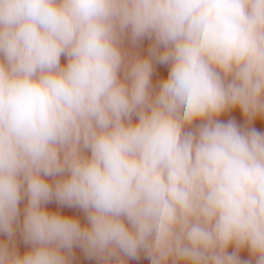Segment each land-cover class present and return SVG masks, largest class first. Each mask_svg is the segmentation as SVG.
<instances>
[{"label": "clouds", "instance_id": "obj_1", "mask_svg": "<svg viewBox=\"0 0 264 264\" xmlns=\"http://www.w3.org/2000/svg\"><path fill=\"white\" fill-rule=\"evenodd\" d=\"M257 118L264 0H0V264H264Z\"/></svg>", "mask_w": 264, "mask_h": 264}, {"label": "rangeland", "instance_id": "obj_2", "mask_svg": "<svg viewBox=\"0 0 264 264\" xmlns=\"http://www.w3.org/2000/svg\"><path fill=\"white\" fill-rule=\"evenodd\" d=\"M148 43L149 42L147 40H145L143 42V45H142V49L143 50L146 51V49L148 47ZM62 62H63V58H62ZM166 76H167V66L157 65L156 68H155V70H154L153 82L155 83L160 78H165ZM221 119L224 120V121H227L229 119H234L237 122L238 125H243L244 122H245L244 121V117H243L242 113L239 111V109H235V110H233V111L225 114L224 116L221 117ZM251 126L254 127V128H256L258 131L264 132V118H257L253 122V124ZM53 202H55V201H53ZM23 206H24V202L21 203V207H22L21 210L23 209ZM55 206H56V208H59L58 207V204L55 203L53 210H56ZM65 208H67V207H65ZM70 209L71 208H69L68 211L70 213H72L73 210H74V208H72V210H70ZM76 211L81 212L79 215L81 216L82 221L85 222V220H84V214L82 213V211L79 210V209H77ZM0 238H3V237H0ZM16 239H17V242L19 243V240H18L17 236L15 237V240ZM229 251L230 252L232 251L231 248L229 249ZM244 251H242V252H244ZM74 253H79V254L78 255L76 254V256H77L76 259L73 258V264H75L76 262H77L76 264H78V262H80L79 264H86L88 262H90L91 264H95V262L92 261V260H90L79 247L74 248ZM248 258H249V256H248ZM248 258H246L245 260H247ZM74 261H75V263H74ZM141 261H143V262H149L150 263V261L148 260V258L145 257L143 254H141V256H140V258L138 260L131 261L130 264H140Z\"/></svg>", "mask_w": 264, "mask_h": 264}, {"label": "bare ground", "instance_id": "obj_3", "mask_svg": "<svg viewBox=\"0 0 264 264\" xmlns=\"http://www.w3.org/2000/svg\"><path fill=\"white\" fill-rule=\"evenodd\" d=\"M54 204H55V202H52V203H50L49 205H48V207L50 208V209H52L53 210V208H54ZM58 207H60L59 205H58ZM22 208V207H21ZM55 208H56V206H55ZM57 209V208H56ZM69 209V208H68ZM68 209L67 208H60V210L63 212V213H65V214H67V215H75V216H78L80 219H81V216L79 215L81 212H78V211H76L77 209H75L74 208V210H73V212L72 213H70L69 211H68ZM70 210H72V208L70 209ZM81 222L82 223H84V221H82V219H81ZM17 238H18V240H19V243L17 242V239L15 240L16 241V245H17V247H18V249L19 250H21V252L23 253L25 250H26V245L23 243V240H22V237L20 236V234L19 233H17ZM82 250V249H81ZM232 250V249H231ZM76 254L78 255L79 253H74V256H73V258H75L76 259ZM82 254V253H81ZM80 256V255H79ZM248 256H249V254H248V252H247V250H245L244 252H241L240 253V257H241V259L242 260H245L246 258H248ZM250 258V257H249ZM248 258V259H249ZM74 259V260H75ZM247 259V260H248ZM83 260V259H82ZM76 261V260H75ZM75 261H74V263H75ZM77 263V262H76ZM75 263V264H76ZM80 262H78V264H79ZM85 263V262H84ZM86 264H91L90 262H88V263H86ZM140 264H150L149 262H143V261H141V263Z\"/></svg>", "mask_w": 264, "mask_h": 264}]
</instances>
